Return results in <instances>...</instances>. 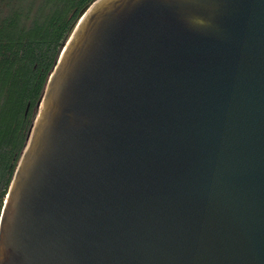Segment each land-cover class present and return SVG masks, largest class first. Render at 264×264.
Segmentation results:
<instances>
[{
    "label": "water",
    "instance_id": "obj_1",
    "mask_svg": "<svg viewBox=\"0 0 264 264\" xmlns=\"http://www.w3.org/2000/svg\"><path fill=\"white\" fill-rule=\"evenodd\" d=\"M0 264H264V0H96L49 79Z\"/></svg>",
    "mask_w": 264,
    "mask_h": 264
},
{
    "label": "trees",
    "instance_id": "obj_2",
    "mask_svg": "<svg viewBox=\"0 0 264 264\" xmlns=\"http://www.w3.org/2000/svg\"><path fill=\"white\" fill-rule=\"evenodd\" d=\"M96 0H0V220L49 79Z\"/></svg>",
    "mask_w": 264,
    "mask_h": 264
}]
</instances>
